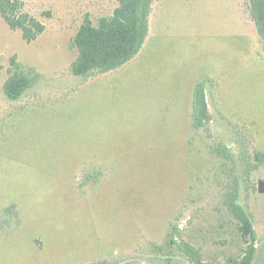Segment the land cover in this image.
Masks as SVG:
<instances>
[{"label": "rangeland", "instance_id": "1", "mask_svg": "<svg viewBox=\"0 0 264 264\" xmlns=\"http://www.w3.org/2000/svg\"><path fill=\"white\" fill-rule=\"evenodd\" d=\"M19 1L44 31L27 43L0 17V264H191L174 230L201 264L239 260L252 240L223 198L236 173L212 150L223 143L240 165L264 154L251 0H153L138 55L85 76L71 72L74 37L116 0ZM13 62L35 79L17 100L3 92ZM199 82L208 122L194 131ZM253 166L237 202L264 264V161Z\"/></svg>", "mask_w": 264, "mask_h": 264}, {"label": "trees", "instance_id": "2", "mask_svg": "<svg viewBox=\"0 0 264 264\" xmlns=\"http://www.w3.org/2000/svg\"><path fill=\"white\" fill-rule=\"evenodd\" d=\"M117 7L110 16L101 17L94 26L85 17L79 27L73 43L77 50V57L71 65V72L75 76H85L92 71L109 72L127 64L141 51L148 36V21L152 10L153 0H116ZM250 16L254 22L259 38L264 42V0H251ZM0 17L12 31H18L22 40L27 43L35 40L44 31V25L26 13L19 0H0ZM210 82V79H207ZM35 79L17 71V65L12 63L8 71V78L3 84V92L9 100H17L29 89ZM206 82V81H205ZM204 82L197 83L192 92L190 127L196 131L208 122L207 105ZM212 152L222 160L221 166L228 167L227 176L236 173L230 188L223 194L224 204L232 211L233 216L240 223L243 236L251 237L250 243L239 260H231L228 264H252L255 257V236L252 219L248 209L240 205L241 182H249L254 161H264V154L250 156L244 151L242 160L246 164H239L232 149L223 143L213 148ZM237 165H240L237 170ZM236 169V170H235ZM176 233V230H174ZM175 234L170 235V243L191 264H201L197 250L187 243L177 244ZM89 264H116L107 261H97ZM136 264V263H118Z\"/></svg>", "mask_w": 264, "mask_h": 264}, {"label": "water", "instance_id": "3", "mask_svg": "<svg viewBox=\"0 0 264 264\" xmlns=\"http://www.w3.org/2000/svg\"><path fill=\"white\" fill-rule=\"evenodd\" d=\"M258 192H259V193H262V192H263V185H262L261 182L258 183Z\"/></svg>", "mask_w": 264, "mask_h": 264}]
</instances>
